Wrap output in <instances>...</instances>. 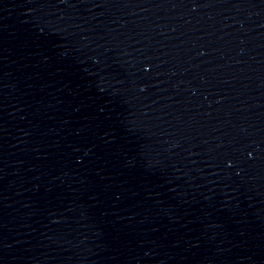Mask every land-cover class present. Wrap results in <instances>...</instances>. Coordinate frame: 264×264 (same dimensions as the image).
<instances>
[{"label":"water","instance_id":"obj_1","mask_svg":"<svg viewBox=\"0 0 264 264\" xmlns=\"http://www.w3.org/2000/svg\"><path fill=\"white\" fill-rule=\"evenodd\" d=\"M0 264H264V0H0Z\"/></svg>","mask_w":264,"mask_h":264}]
</instances>
